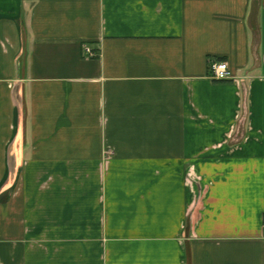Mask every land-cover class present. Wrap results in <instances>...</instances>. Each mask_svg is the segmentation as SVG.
Instances as JSON below:
<instances>
[{"label": "crops", "instance_id": "crops-1", "mask_svg": "<svg viewBox=\"0 0 264 264\" xmlns=\"http://www.w3.org/2000/svg\"><path fill=\"white\" fill-rule=\"evenodd\" d=\"M263 218L264 0H0V264H264Z\"/></svg>", "mask_w": 264, "mask_h": 264}, {"label": "built area", "instance_id": "built-area-1", "mask_svg": "<svg viewBox=\"0 0 264 264\" xmlns=\"http://www.w3.org/2000/svg\"><path fill=\"white\" fill-rule=\"evenodd\" d=\"M85 52L90 57L97 56V52L90 47H85ZM209 75L213 80L216 81H230L235 79V75L229 63L224 60H212L209 65Z\"/></svg>", "mask_w": 264, "mask_h": 264}]
</instances>
